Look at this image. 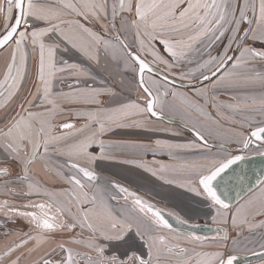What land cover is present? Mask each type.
<instances>
[{"label":"snow or ice","instance_id":"6c2138e0","mask_svg":"<svg viewBox=\"0 0 264 264\" xmlns=\"http://www.w3.org/2000/svg\"><path fill=\"white\" fill-rule=\"evenodd\" d=\"M78 18L98 24L102 31ZM39 22L47 26L37 27ZM45 37L51 43L46 44ZM225 37L223 50L212 55ZM249 40L264 45V0H60L58 4L0 0V50L8 52L0 73V111L21 90L29 45L33 50L39 46L42 85L13 105L18 111L5 112L0 119V192L21 198L19 203L0 200V214L8 222L22 219L27 225L5 232V237L14 238L0 249V264H240L241 256L249 254L264 259V179L258 181V191L231 212L230 226L231 204L216 183L249 157L264 158V47H254ZM61 42L65 50L71 45L96 65L101 56L122 62L135 74L137 101L106 106L101 96L114 98L116 92L89 84L95 80L92 72L75 63L57 67ZM157 42L170 59L160 53ZM184 65L194 67L185 70ZM66 70L76 78L75 90L62 94L63 99L96 107L68 109L71 118L55 123L65 110L53 98L52 79ZM157 75L159 79L154 78ZM177 80L186 81L180 86L192 89L191 98L176 90ZM217 89L228 91L234 103L218 102ZM168 97L179 99L217 128L219 121L205 107L217 115L227 109L232 127L226 135L217 133L222 150L211 151L213 130L200 121L185 125L195 137V142L186 144L103 138L115 128H148L165 120L166 109L174 107ZM81 119L84 123L79 126L72 122ZM94 145L98 152L91 151ZM164 150L171 159H176L177 150L192 152L195 158L179 165L149 164L144 159L118 162L135 164L206 201L219 237L211 245L208 237L197 233L200 225L166 214L97 171V162L117 160L118 152L155 156ZM38 165L67 187L44 186L34 175ZM176 172L187 177L178 181L167 175ZM257 229L261 231L256 233ZM245 230L252 235L245 236Z\"/></svg>","mask_w":264,"mask_h":264},{"label":"crops","instance_id":"0c3cea01","mask_svg":"<svg viewBox=\"0 0 264 264\" xmlns=\"http://www.w3.org/2000/svg\"><path fill=\"white\" fill-rule=\"evenodd\" d=\"M43 2H47L50 4H58L60 0H43ZM80 19L81 23H84L87 27L92 28L94 31H97L96 28L100 27L98 24L89 23L88 21ZM37 27H44L41 25V22L38 23ZM98 32V31H97ZM87 39V37H85ZM132 38L129 37V40ZM45 43L49 44L51 41L48 37L44 38ZM257 42V41H256ZM258 44H261L260 42ZM157 49L160 51L162 55L167 57V53L164 52L163 46L157 42ZM67 50H65V45L61 42L60 47L56 50V65L57 67H62L64 62L66 63H75L80 67L84 68L87 71H90L95 76V80H88L89 84H92L94 87L98 88H111L116 92V96L110 97L107 95L101 96V99L104 101L105 105L108 107H113L120 102H130V101H137V83L135 81V74L131 71H126L125 69L121 70V62L114 61L110 57L105 58L101 56V62L99 65H96L94 62L88 60L84 57L79 51L72 48L71 45H67ZM199 47V46H198ZM27 53L30 55L27 56V65H26V73H25V80L21 85V90L17 94V97L13 100L12 103H9L7 108L0 111V119H3L5 112H15L18 111V108H14L13 105L17 101L23 100L25 96L29 93H34L36 91L35 87H42L39 81V46L37 45L35 50H33L32 46L29 45L27 47ZM238 54V53H237ZM8 57L7 51H0V73H3L5 69V62ZM170 59V57H167ZM149 60L152 58L149 56ZM162 67V66H161ZM76 78L73 76L67 75V70L65 72H57L52 79V95L53 98L56 100L57 104L60 105L64 110V114L58 116L55 123L67 122L71 117L68 113V109H75L80 108L82 110H90L95 108V105H81V104H72L63 99L62 94H68L70 91L75 90V85L73 81ZM87 77H81V80H86ZM123 82V83H122ZM70 85L72 87L70 88ZM128 88V92H122L121 90ZM178 90V89H176ZM222 93L223 97L226 99L228 98L225 96L229 94L228 91L225 89ZM26 92V94H25ZM221 97V96H220ZM139 102H143L142 100ZM230 102V100L228 101ZM232 102V101H231ZM177 104L182 105L181 101ZM180 113L184 114L185 111L181 109L179 106L174 107L171 110H166L165 115L167 117L180 120L185 124H188L189 121H200L195 118L189 119L190 116H181ZM201 117V116H200ZM214 117V116H213ZM215 120L219 121L216 117ZM200 121L205 124L213 125L215 128L217 126L210 122V120H205L201 117ZM72 122L77 123V125H81L84 123V120H73ZM211 123V124H210ZM167 124V123H165ZM164 123H153L149 125L148 128H139V129H121L115 128L113 131L107 133L103 138L105 140H109L112 142H127V143H143V144H155L156 140H161L168 143H178V144H186L195 142L190 135L174 125H165ZM208 127L210 128V126ZM230 127L223 125L219 122L220 130L227 133ZM207 134V133H206ZM209 143L222 145L223 141L218 137H215L214 134L209 138ZM93 152H98L97 146H93L91 149ZM213 153L219 152L221 150L211 149ZM174 156L176 159H171L168 155L167 150L161 151L153 156L151 153L147 155L137 154L134 152H123L117 153V160L113 161H99L97 171L101 174L102 177L114 180L118 183H124V185L130 186L126 184V182L130 180H138L142 181L146 187L150 188V192L147 188H144V197L149 202L155 204L157 207L161 209L171 212L175 215H179L182 218L188 220L191 223H195L198 225H210L216 227L211 222V215L214 214L213 210L206 206V201H204L201 197H197L194 193L189 192L186 188L179 187L177 184H165L162 179H158L156 176H153L151 172L145 171L143 168L137 167L135 164L130 163H120L119 160H139L144 159L149 164H152L153 161H159L164 164L169 165H179L181 163L190 162L192 159L195 158V154L188 151L177 150L174 152ZM56 160H63L64 157H55ZM104 167L106 169L110 168L112 171L111 174L104 171ZM154 167L158 168L159 164H155ZM106 175L105 176V173ZM35 177L48 189L50 190H60L63 187H67L62 181L58 180L55 177V174L52 173L51 175L46 174L44 170L38 165L34 169ZM170 178L176 180H183L187 177V173H167ZM194 179V177H193ZM154 189L155 192L151 190ZM254 191H258V188ZM253 191V192H254ZM252 192V193H253ZM138 193V192H137ZM252 193H250L247 197L242 199L236 206L232 207L229 211V226H230V216L231 212H234L236 208H238L241 204L244 203L246 198H248ZM140 195V194H139ZM17 199L20 197H10L5 196L2 192H0V200L2 199ZM21 199V198H20ZM15 232V231H14ZM3 237V236H2ZM1 237V238H2ZM218 236L209 237L207 243L209 245L215 239H218ZM7 240L0 239V249L3 248L5 244H7ZM207 250H214L213 248L209 247ZM250 255V254H249ZM241 257H244L243 255ZM264 262H257L253 264H260Z\"/></svg>","mask_w":264,"mask_h":264},{"label":"water","instance_id":"95a60500","mask_svg":"<svg viewBox=\"0 0 264 264\" xmlns=\"http://www.w3.org/2000/svg\"><path fill=\"white\" fill-rule=\"evenodd\" d=\"M156 77L159 78L158 75ZM182 83L183 82L177 81L176 87L187 88V86L181 87L180 85ZM165 117L166 119L163 120V122L169 125L180 127L193 136L192 132L190 131V127H186L184 122L167 116ZM209 144L211 145L212 149L222 150L221 145L212 143ZM260 179H264V158H261L260 156H252L240 164L233 166L232 169L227 170L221 175V177L218 178L216 183L220 187L221 191L226 193L225 198L226 200L230 201L232 208L258 188V181ZM165 213L167 214L168 212L165 211ZM166 218L171 224H173L174 227H180L176 225V221L172 216H166ZM196 231L199 235L206 236L208 238L217 236L215 227L210 225H200ZM263 260L264 259L259 256L250 254L241 257L240 264H253Z\"/></svg>","mask_w":264,"mask_h":264},{"label":"rangeland","instance_id":"374dc122","mask_svg":"<svg viewBox=\"0 0 264 264\" xmlns=\"http://www.w3.org/2000/svg\"><path fill=\"white\" fill-rule=\"evenodd\" d=\"M109 2H111V0H109ZM82 19H83V18H82ZM41 25L44 26V27L47 26V25H45L43 22H41ZM247 27H248V25H241V28H242V29H243V28H247ZM96 30H97L98 32L102 31V30L100 29V27H97ZM225 38H227V37H225ZM223 40H224V38H223L220 42L217 43V45L215 46L214 51L212 52V55H216L218 52H221L220 45H221V42H222ZM248 43H249L250 45L254 46V47H264V45H262V44H258L259 41H257V42H253V41L249 40ZM198 46L201 47V48L203 47L202 45H198ZM0 51H1V50H0ZM28 55H30V53H27V56H28ZM194 55H195V54H194ZM188 67H194V65H184L185 70H187ZM122 69H124V67H123V63L121 62V70H122ZM177 71H179V69H177ZM0 79H2V75H0ZM122 83H123V82H122ZM184 83H186V81H185ZM35 89H36V87H35ZM223 90H224V89H217V90H216V91H217V101H218V102H225V103H227V102L230 100V96H229V94H226L225 96H227L228 98L225 99V98L223 97V95H222V93L224 92ZM177 91L180 92V93H182V94L187 95L189 98H191L192 95H193V93H192V89H191V88H188V89H186V90H184V89H180V90H179V89H178ZM122 92H128V93H129L127 86H126V89L121 90V93H122ZM25 94H26V92H25ZM220 96H221V97H220ZM168 102H169V104L174 105V107H178V106H179L181 109H183V110L185 111L184 114L180 113V115H181L182 117H183V116H185V117H186V116H190L189 119H193V118H195V119H197V120L203 121V120H201V117H200L197 113H195V112L191 111L190 109H188L187 106H186L185 104H183L182 102H181L182 105L177 104L178 102H180L179 99L173 100L172 97H168ZM230 102H231V101H230ZM232 102L234 103V101H232ZM199 103L203 105V104H204L203 99H200V100H199ZM174 107H173V108H174ZM173 108H172V109H173ZM166 110H167V109H166ZM205 111L210 112L211 115H212V117L214 116V117H216L217 119H219V122H221L223 125L228 126V127H232V125H230V123L228 122V119H227V117L231 116V113H229L227 109H222L221 112H220V115H217L216 110L213 109V108H211V107H205ZM214 117H213V118H214ZM214 119H215V118H214ZM210 122H211V121H210ZM157 123H164V124H165V122H163V121H158ZM210 124H211V123H210ZM165 125H167V124H165ZM208 125H209V124H208ZM209 126H210V129L213 130V134H214L215 137H217V133H218L220 136H223V135H226V134H227L226 132H224V131H222V130H220V129H218V128H215L212 124L209 125ZM179 128H180V127H179ZM184 131H185V130H184ZM185 132L187 133V135H190V137L194 140V137H193L190 133H188L187 131H185ZM211 149H212V148H211ZM106 168H107V167H104V171H106V172H108V173L111 174L112 171L110 170V168H108V169H106ZM106 172L104 173L105 176H107V175H106ZM106 179H109V177L106 178ZM121 184L124 185V183H121ZM126 184H129L130 186H127V185H124V186L129 187L130 190H133V191L138 192V194H140L143 198L145 197L143 192H144V188H147V187H146V185L143 184L142 181H138V180L134 179V180H130V181L126 182ZM147 190L150 192V188H149V187L147 188ZM151 191H152V192H155L154 189H152ZM145 198H146V197H145ZM145 198H144V199H145ZM246 199H247V198H246ZM5 219H6V218H5L3 215H0V239H1V240H7L8 243H9V242L11 241V239H13L14 237H5V235H4L5 232H8V231H12V232H14V231L19 230V229H26L27 227H26L25 225L21 224V221H20V220H17L16 223H11V222L6 221ZM260 231H261V230L257 229V230H256V233H259ZM232 235H235V233H232ZM244 235H245V236H249V235H252V234L248 233V232L245 230ZM2 236H3V237H2ZM1 237H2V238H1ZM256 239H257V240L259 239V235H256ZM260 264H264V262H262V263H260Z\"/></svg>","mask_w":264,"mask_h":264},{"label":"flooded vegetation","instance_id":"af4514ba","mask_svg":"<svg viewBox=\"0 0 264 264\" xmlns=\"http://www.w3.org/2000/svg\"><path fill=\"white\" fill-rule=\"evenodd\" d=\"M227 43H228V39H227V38H224V40L221 42V45H220L221 51L223 50L224 46H225ZM9 200H11V199H9ZM15 200H16L18 203L21 201L20 198H17V199H15ZM0 215H2V214H0ZM5 220H6V219H5ZM18 220H20L21 223L27 227L26 223H25L22 219H18ZM215 237H216V236H215Z\"/></svg>","mask_w":264,"mask_h":264},{"label":"trees","instance_id":"16d2710c","mask_svg":"<svg viewBox=\"0 0 264 264\" xmlns=\"http://www.w3.org/2000/svg\"><path fill=\"white\" fill-rule=\"evenodd\" d=\"M154 78H155V79H159V78L156 77V76H154ZM177 81H179V80H177ZM180 82H181V81H180ZM183 83H184V82H183ZM188 88H190V87H187V88H179V87H176V89H179V90H180V89H184V90H186V89H188ZM165 116H166V115H165ZM21 224H22V223H21Z\"/></svg>","mask_w":264,"mask_h":264}]
</instances>
